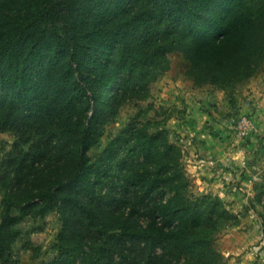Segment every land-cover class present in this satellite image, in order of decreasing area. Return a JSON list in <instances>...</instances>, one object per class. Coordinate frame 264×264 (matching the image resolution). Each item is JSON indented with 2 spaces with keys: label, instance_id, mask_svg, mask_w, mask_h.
<instances>
[{
  "label": "trees",
  "instance_id": "1",
  "mask_svg": "<svg viewBox=\"0 0 264 264\" xmlns=\"http://www.w3.org/2000/svg\"><path fill=\"white\" fill-rule=\"evenodd\" d=\"M188 62L197 86L231 95L264 61V0H0V264L27 218L58 216L39 264H224L217 232L239 222L212 193L194 195L183 147L130 119L93 158L121 106L146 100ZM264 220V181L254 185Z\"/></svg>",
  "mask_w": 264,
  "mask_h": 264
},
{
  "label": "crops",
  "instance_id": "2",
  "mask_svg": "<svg viewBox=\"0 0 264 264\" xmlns=\"http://www.w3.org/2000/svg\"><path fill=\"white\" fill-rule=\"evenodd\" d=\"M188 86L186 96L173 84L164 93L173 102L167 123L172 140L183 147L186 171L198 183L197 190L219 196L241 216L232 227L247 225L246 235L259 239V230V237L264 235V220L258 214L261 205L254 198V185L264 181V61L252 76L237 83L231 96L209 84L195 86L189 81ZM241 115L254 122L245 137L226 123ZM261 241L255 245L256 263L243 256L240 264L264 262Z\"/></svg>",
  "mask_w": 264,
  "mask_h": 264
},
{
  "label": "rangeland",
  "instance_id": "3",
  "mask_svg": "<svg viewBox=\"0 0 264 264\" xmlns=\"http://www.w3.org/2000/svg\"><path fill=\"white\" fill-rule=\"evenodd\" d=\"M169 57L170 68L167 72L160 76L162 80L158 79V83L155 82L152 84L151 95L146 100L136 102L130 101L124 104L120 107L117 117L105 124L104 133L101 136L99 142L88 152L91 157L96 158L100 156L108 142L117 133H119L125 124L130 119L135 117L136 114H140L139 118L141 120H152V123L163 125L165 128H167L169 133L172 131V129L168 126L167 121L171 114L170 111H174L172 110L173 107L171 106L173 102L168 97V95L164 93L167 92V90L170 89V85L173 84L178 90L179 94L186 96L188 92L187 88L189 87L188 82H193V80L186 74L188 62L180 53L173 52L169 54ZM165 96H167V99H165ZM169 137L172 141L171 133L169 134ZM13 138L12 132L0 131V160L4 153L12 150ZM196 183L197 182L193 180L191 186V192L194 195L210 193L203 192V189L197 190L195 186ZM239 218H241V216ZM260 218L262 219L261 216ZM59 225L60 221L58 216L54 213H50L44 217L27 218L22 220L18 224V227L21 228L22 231V237L17 241L15 246H13V257H11V260L5 264H39L42 261L50 260L55 254L53 250V243L57 231L59 230ZM232 226L233 224L222 229L220 232H217L214 237V244L216 245L217 250L222 254L224 264H240L243 256L247 257L246 261L249 262L250 259L252 262L254 261L256 263V254H258L259 251L257 248H255V245L259 244L260 240H262V244L264 243V235L259 237L261 233L259 230V239H257L254 236L252 237L250 234L246 235L247 225L242 224L240 228ZM240 247H244V249L239 251L238 249ZM259 260L261 259L259 258ZM261 264H264V262Z\"/></svg>",
  "mask_w": 264,
  "mask_h": 264
},
{
  "label": "built area",
  "instance_id": "4",
  "mask_svg": "<svg viewBox=\"0 0 264 264\" xmlns=\"http://www.w3.org/2000/svg\"><path fill=\"white\" fill-rule=\"evenodd\" d=\"M226 122L227 125L236 131L240 137L247 136L254 128V122L251 120V117L246 115H241L236 118H229L226 120Z\"/></svg>",
  "mask_w": 264,
  "mask_h": 264
}]
</instances>
